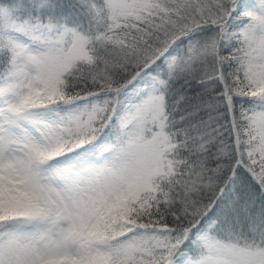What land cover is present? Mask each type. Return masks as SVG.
<instances>
[{"label": "snow or ice", "instance_id": "obj_1", "mask_svg": "<svg viewBox=\"0 0 264 264\" xmlns=\"http://www.w3.org/2000/svg\"><path fill=\"white\" fill-rule=\"evenodd\" d=\"M0 264H264V0H0Z\"/></svg>", "mask_w": 264, "mask_h": 264}]
</instances>
